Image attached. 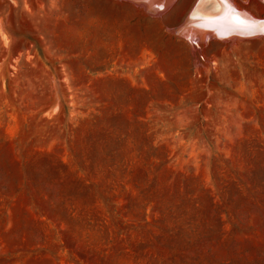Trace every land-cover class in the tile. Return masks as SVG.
<instances>
[{
    "label": "rangeland",
    "instance_id": "1",
    "mask_svg": "<svg viewBox=\"0 0 264 264\" xmlns=\"http://www.w3.org/2000/svg\"><path fill=\"white\" fill-rule=\"evenodd\" d=\"M194 2L0 0V264H264V34Z\"/></svg>",
    "mask_w": 264,
    "mask_h": 264
},
{
    "label": "bare ground",
    "instance_id": "2",
    "mask_svg": "<svg viewBox=\"0 0 264 264\" xmlns=\"http://www.w3.org/2000/svg\"><path fill=\"white\" fill-rule=\"evenodd\" d=\"M135 1L141 2V0ZM171 1L172 0H164L167 5H170ZM217 1L199 0L193 11L187 16L186 21L182 26L181 31L184 32L183 34L189 32L191 35L193 33L198 37L209 36L215 38L218 37L220 39H228L231 37L228 35L232 33L229 31H248L237 25L235 15L238 14L241 20L250 19V17L256 16L239 9L237 6H234V13L228 5H224Z\"/></svg>",
    "mask_w": 264,
    "mask_h": 264
},
{
    "label": "snow or ice",
    "instance_id": "3",
    "mask_svg": "<svg viewBox=\"0 0 264 264\" xmlns=\"http://www.w3.org/2000/svg\"><path fill=\"white\" fill-rule=\"evenodd\" d=\"M145 4L146 10L149 12H158L167 8V3L164 0H141ZM224 5H228L230 9L235 13L234 5L231 4V0H220ZM237 25L241 28L246 29L251 33L260 32L264 34V21H257L255 19H244L241 20L239 15H235Z\"/></svg>",
    "mask_w": 264,
    "mask_h": 264
},
{
    "label": "water",
    "instance_id": "4",
    "mask_svg": "<svg viewBox=\"0 0 264 264\" xmlns=\"http://www.w3.org/2000/svg\"><path fill=\"white\" fill-rule=\"evenodd\" d=\"M264 3V0H261ZM198 0H195L193 6L190 8L188 14L185 16V18L178 24V26L176 27V30L179 32V30L181 29V27L183 26V24L186 21L187 16L193 11L195 5L197 4ZM250 19H255L257 21H264V17H250ZM177 32V33H178ZM232 32L230 35L231 36L229 38H250V37H254V36H258V35H262L260 32H255V33H251L249 31L245 32V31H238V30H234V31H229ZM227 36V35H224Z\"/></svg>",
    "mask_w": 264,
    "mask_h": 264
}]
</instances>
